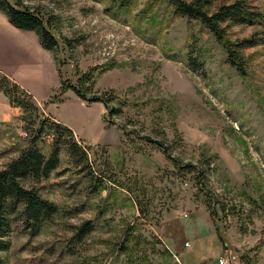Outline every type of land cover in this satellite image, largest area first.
Here are the masks:
<instances>
[{"label": "rangeland", "instance_id": "obj_1", "mask_svg": "<svg viewBox=\"0 0 264 264\" xmlns=\"http://www.w3.org/2000/svg\"><path fill=\"white\" fill-rule=\"evenodd\" d=\"M10 1L50 20L58 48H16L39 39L0 11V65L35 93L0 71L27 94L0 91L17 112L0 171L35 137L49 156L58 123L87 159L62 145L49 178L27 181L59 212L34 238L14 222L4 264H264V0H210L258 14L223 41L168 0Z\"/></svg>", "mask_w": 264, "mask_h": 264}, {"label": "trees", "instance_id": "obj_2", "mask_svg": "<svg viewBox=\"0 0 264 264\" xmlns=\"http://www.w3.org/2000/svg\"><path fill=\"white\" fill-rule=\"evenodd\" d=\"M168 1L174 7L177 15L200 22L218 41L224 40L226 29L231 25L251 23L255 15H258L250 12L240 2L221 5L211 11L210 0ZM0 11L6 15L10 24L15 28L34 32L45 50L52 52L57 50L58 41L50 30L51 21L46 22L40 12L21 8L19 3L13 5L10 0H0ZM67 43L69 46L71 45V41ZM229 53L230 61L235 63L234 52L230 50ZM1 81L2 84L7 83L10 87H0V91L11 97L12 95H18V98L12 99L13 103L16 102L25 107L26 100L23 96L26 93L21 91L19 86L11 84L7 78H2ZM71 89L79 98L85 100L81 88L71 87ZM106 102L108 103V101ZM51 130L55 133V143L49 156L39 150L38 137H35L17 159L7 164L0 171V264H4L1 254L7 252L10 248L8 239L14 222L20 221L23 224L24 233L34 238L39 236L43 225L51 221L59 212L54 203L43 199L38 189L35 186H28L27 181H40L49 178L50 174L59 165V148L62 145L67 147L68 155L73 161L83 162L87 159V154L78 144L64 138V134L72 137L71 129L58 123L52 124ZM162 148L165 149L164 146ZM190 167L188 166V168ZM89 232L90 224H85L79 230L77 237L81 240Z\"/></svg>", "mask_w": 264, "mask_h": 264}, {"label": "crops", "instance_id": "obj_3", "mask_svg": "<svg viewBox=\"0 0 264 264\" xmlns=\"http://www.w3.org/2000/svg\"><path fill=\"white\" fill-rule=\"evenodd\" d=\"M8 29H12V30H9V31H11L10 33H12L13 31H14V33H25V34H27V33L30 34L31 33V32H28V31L19 30V29L13 27L11 24H8ZM3 35L4 34H2V36ZM14 42H16V44H14V46L16 48L20 47L22 49L26 48L28 50L31 49V48L34 49V52H35L34 55L38 54L40 59H42V57H44V54L47 53V52H45L46 50L42 47V45L40 44V42L38 40H36V45H35V43H34L35 41L33 40V38H32V41H31L32 44L28 43V42H20V41H17L16 39L14 40ZM3 70H4V68L2 67V65H0V71L3 72ZM6 74L10 78L14 79L22 87H24V89H26L29 93H32L35 96L34 92H32L30 89H28L26 86H24L20 81H18L15 77H13L12 74L7 73V72H6ZM15 111L16 110L11 107L10 102L8 101L7 97L3 93H0V124H4V123H7V122L11 121L12 118L17 114V112H15ZM70 128H72V127L70 126Z\"/></svg>", "mask_w": 264, "mask_h": 264}, {"label": "built area", "instance_id": "obj_4", "mask_svg": "<svg viewBox=\"0 0 264 264\" xmlns=\"http://www.w3.org/2000/svg\"><path fill=\"white\" fill-rule=\"evenodd\" d=\"M219 264H239V260L233 252H229L224 259L219 261Z\"/></svg>", "mask_w": 264, "mask_h": 264}]
</instances>
